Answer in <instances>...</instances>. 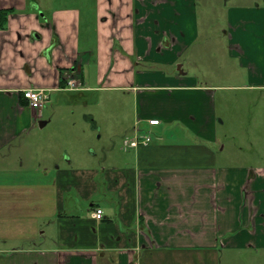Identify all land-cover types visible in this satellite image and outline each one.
Wrapping results in <instances>:
<instances>
[{"label":"crops","instance_id":"0c3cea01","mask_svg":"<svg viewBox=\"0 0 264 264\" xmlns=\"http://www.w3.org/2000/svg\"><path fill=\"white\" fill-rule=\"evenodd\" d=\"M57 1L0 0L14 9L0 29V264H264V110L241 128L259 140L226 158L216 115L218 91L264 96V49L246 26L264 27V10L228 7L229 54L240 52L246 83L221 85L168 68L198 37V0ZM71 77L133 92L135 123L179 126L191 141L124 146L143 135L133 123L121 132L131 155L60 163L36 131ZM28 88L46 91L42 108ZM243 110L230 115L234 138Z\"/></svg>","mask_w":264,"mask_h":264},{"label":"rangeland","instance_id":"374dc122","mask_svg":"<svg viewBox=\"0 0 264 264\" xmlns=\"http://www.w3.org/2000/svg\"><path fill=\"white\" fill-rule=\"evenodd\" d=\"M66 2L69 0H58L56 3ZM238 6L264 10V0H198L197 23L200 28L198 37L176 57V60L168 67L169 70L175 72L177 66L182 64L183 71L199 81H204L206 78L209 82L213 81L221 85L246 83L244 80L246 64L245 68L240 67V52L237 48L231 49L233 54H229L230 42L226 33L228 7ZM246 26L250 43L264 49V34H261L264 33V27H255L251 21H248ZM253 28L256 29V33H253ZM92 36L90 33L91 39ZM90 84L94 88L80 89L79 85L77 89L69 88L53 92L42 108V119L49 122L46 126L37 129V137L49 142L51 153L57 154L60 163L69 164L67 159L70 158V165L92 168L101 165L104 155H131L129 151L122 148V138L125 135L123 136L121 132L128 125L132 127L135 124L136 129H140L139 134H149L151 141L156 143L171 144L177 140L189 143L191 141L190 138L185 137V132L180 130L179 126L162 123L160 126L149 127L145 122L135 123L133 92L118 86L101 87L92 80ZM243 92L218 91L216 96L218 134L221 138L217 149H220L224 158L230 153V149L238 150L239 146L244 150L251 140H259L256 130L248 128L247 131L241 128L248 127L253 122L250 113L255 106L260 111L264 110V96H258L254 91ZM240 93L249 97L246 99L248 103L240 99ZM241 101L244 103H240ZM237 107L247 111L239 112L244 118L239 122L240 127H237L234 138L231 132L228 134L227 127L230 115H233L232 112ZM221 118L225 120L224 124H220ZM176 123L178 122L174 124ZM261 139L264 140V135H261ZM220 259V264H245L246 261L242 255L231 258L223 256Z\"/></svg>","mask_w":264,"mask_h":264},{"label":"built area","instance_id":"2783aa9c","mask_svg":"<svg viewBox=\"0 0 264 264\" xmlns=\"http://www.w3.org/2000/svg\"><path fill=\"white\" fill-rule=\"evenodd\" d=\"M68 87L73 89V88H78L80 85V82L75 78L71 77L67 81ZM23 96L28 100L30 106L34 109H39L42 108L46 100L48 99V94L46 91L42 89H33V88H28L23 90ZM158 119H150L149 123L150 124H157ZM151 141V137L148 134H143L141 136H134L133 138H126L124 140V146H129V147H134L138 146L139 144L146 145ZM96 217H100L102 215V210L97 209L95 212Z\"/></svg>","mask_w":264,"mask_h":264},{"label":"trees","instance_id":"16d2710c","mask_svg":"<svg viewBox=\"0 0 264 264\" xmlns=\"http://www.w3.org/2000/svg\"><path fill=\"white\" fill-rule=\"evenodd\" d=\"M29 2L33 0H28ZM13 8H2L0 9V29H4L7 26V16L10 12H13Z\"/></svg>","mask_w":264,"mask_h":264},{"label":"water","instance_id":"95a60500","mask_svg":"<svg viewBox=\"0 0 264 264\" xmlns=\"http://www.w3.org/2000/svg\"><path fill=\"white\" fill-rule=\"evenodd\" d=\"M180 66H178V68H179ZM179 71H180V68H179Z\"/></svg>","mask_w":264,"mask_h":264}]
</instances>
